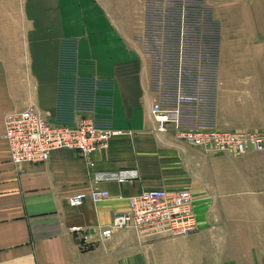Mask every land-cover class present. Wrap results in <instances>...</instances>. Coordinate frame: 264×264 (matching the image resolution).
<instances>
[{
  "label": "crops",
  "instance_id": "crops-1",
  "mask_svg": "<svg viewBox=\"0 0 264 264\" xmlns=\"http://www.w3.org/2000/svg\"><path fill=\"white\" fill-rule=\"evenodd\" d=\"M141 1L0 0V264H165L161 235H99L128 210L129 196L152 188L192 192L204 229L189 247L195 262L264 264V150L207 152L155 130L149 59L131 35ZM210 1L220 21L214 71L207 86L192 89L183 117L193 126L264 131V0ZM84 76L97 88L92 105L108 98L112 128L124 133L88 158L58 149L45 162L15 164L5 114L33 107L51 122H75L85 112L77 90ZM126 169L138 174L133 181L93 178ZM95 187L110 198L69 204ZM74 225L91 228L88 239Z\"/></svg>",
  "mask_w": 264,
  "mask_h": 264
},
{
  "label": "built area",
  "instance_id": "built-area-1",
  "mask_svg": "<svg viewBox=\"0 0 264 264\" xmlns=\"http://www.w3.org/2000/svg\"><path fill=\"white\" fill-rule=\"evenodd\" d=\"M215 56L205 53L188 61L190 81L186 89L187 95L185 88L177 87L173 89L171 103L165 98L166 91L162 81L158 77L154 84L155 77L151 75V89L157 94L150 107L155 130L159 134L173 131L176 140L193 147H201L207 152L228 151L244 154L250 150H264V131H223L209 126L189 125L184 119L186 108L183 105L193 100L194 87L208 85L214 71ZM4 123V136L11 160L15 164L45 162L58 149L77 150L88 158L97 151L108 148L113 136L124 133L121 129L96 123L93 117H80L72 123L51 122L33 107L6 113ZM89 162L93 164L92 161ZM137 175L135 170L126 169L95 172L93 178L95 182L112 180L126 183L133 181ZM88 198L98 204L109 199L110 192L95 187L69 196L68 202L76 207ZM127 200L128 210L117 213L109 224L99 228L101 238H109L116 230L124 228H134L145 236L167 234L172 237L189 234L198 229L199 218L194 197L188 189H145L139 194L129 196ZM71 231L80 233L85 240L91 235V228L82 225L72 226Z\"/></svg>",
  "mask_w": 264,
  "mask_h": 264
},
{
  "label": "rangeland",
  "instance_id": "rangeland-1",
  "mask_svg": "<svg viewBox=\"0 0 264 264\" xmlns=\"http://www.w3.org/2000/svg\"><path fill=\"white\" fill-rule=\"evenodd\" d=\"M210 2L142 0L138 4V12L132 17V39L149 59L150 74L155 77L153 83L159 77L165 86V98L169 103L174 97L173 89L183 87L185 94L187 92L190 81L188 61L205 53L217 55L220 21ZM77 90L85 109L82 118L93 117L96 123L112 127L108 98L104 97V104L91 103L92 94L97 90L92 79L86 76L81 78ZM65 115L69 116V112L66 111ZM61 122L71 123L70 118ZM200 226L199 223L196 231L185 235H161L165 240V264H198L194 261V256L189 255V247L195 245L194 235L204 232Z\"/></svg>",
  "mask_w": 264,
  "mask_h": 264
}]
</instances>
